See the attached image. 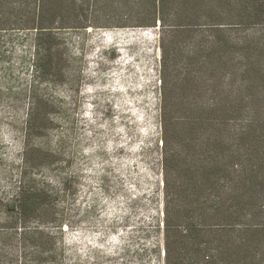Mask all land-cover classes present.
<instances>
[{
	"label": "trees",
	"instance_id": "16d2710c",
	"mask_svg": "<svg viewBox=\"0 0 264 264\" xmlns=\"http://www.w3.org/2000/svg\"><path fill=\"white\" fill-rule=\"evenodd\" d=\"M157 26L158 258L264 264V0H0V32L35 30L38 40L62 30ZM36 57V71L50 68L51 45L38 44ZM32 152V171L52 157ZM58 195L33 177L20 183L4 214L0 264H61L45 227L63 233Z\"/></svg>",
	"mask_w": 264,
	"mask_h": 264
},
{
	"label": "rangeland",
	"instance_id": "374dc122",
	"mask_svg": "<svg viewBox=\"0 0 264 264\" xmlns=\"http://www.w3.org/2000/svg\"><path fill=\"white\" fill-rule=\"evenodd\" d=\"M160 62L158 26L0 32V231L33 177L59 194L61 264H161ZM32 149L52 155L33 171Z\"/></svg>",
	"mask_w": 264,
	"mask_h": 264
}]
</instances>
